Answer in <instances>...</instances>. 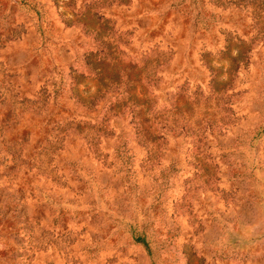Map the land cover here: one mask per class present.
<instances>
[{"label": "rangeland", "instance_id": "rangeland-1", "mask_svg": "<svg viewBox=\"0 0 264 264\" xmlns=\"http://www.w3.org/2000/svg\"><path fill=\"white\" fill-rule=\"evenodd\" d=\"M0 264H264V0H0Z\"/></svg>", "mask_w": 264, "mask_h": 264}]
</instances>
